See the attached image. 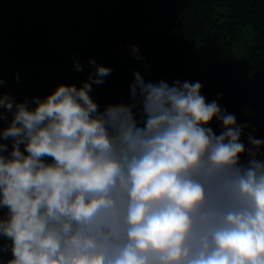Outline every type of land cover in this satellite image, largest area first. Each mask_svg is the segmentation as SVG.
<instances>
[{"label": "clouds", "instance_id": "obj_1", "mask_svg": "<svg viewBox=\"0 0 264 264\" xmlns=\"http://www.w3.org/2000/svg\"><path fill=\"white\" fill-rule=\"evenodd\" d=\"M87 63L79 86L0 92V264H264V139L199 81L138 77L131 109H100L112 68Z\"/></svg>", "mask_w": 264, "mask_h": 264}, {"label": "trees", "instance_id": "obj_2", "mask_svg": "<svg viewBox=\"0 0 264 264\" xmlns=\"http://www.w3.org/2000/svg\"><path fill=\"white\" fill-rule=\"evenodd\" d=\"M137 52L144 67L133 63ZM89 57L112 68L91 93L100 109H131L138 77L199 81L208 102L250 125L242 142L264 139V0H0V92L23 100L79 86ZM209 126L219 134L215 118Z\"/></svg>", "mask_w": 264, "mask_h": 264}]
</instances>
